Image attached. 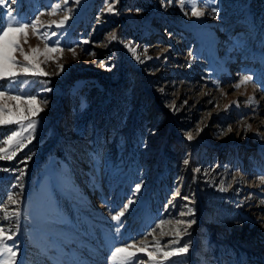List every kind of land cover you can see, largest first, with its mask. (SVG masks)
<instances>
[{
    "label": "rangeland",
    "instance_id": "rangeland-1",
    "mask_svg": "<svg viewBox=\"0 0 264 264\" xmlns=\"http://www.w3.org/2000/svg\"><path fill=\"white\" fill-rule=\"evenodd\" d=\"M112 2L0 7V30L9 8L25 22L46 13L48 37L29 30L25 53L64 49L38 57L47 75L0 80V91L35 96L43 109L31 141L25 132L16 156L0 160V208L20 213L0 211L15 264H115L116 247L175 239L156 225L177 219L195 223L170 247L189 251L162 264H264V0H195L200 17L179 0H114L115 14ZM244 75L252 82L236 89ZM20 128L0 125V141ZM134 260L153 264L144 252Z\"/></svg>",
    "mask_w": 264,
    "mask_h": 264
},
{
    "label": "snow or ice",
    "instance_id": "snow-or-ice-1",
    "mask_svg": "<svg viewBox=\"0 0 264 264\" xmlns=\"http://www.w3.org/2000/svg\"><path fill=\"white\" fill-rule=\"evenodd\" d=\"M15 2V0H14ZM75 3L79 4L80 0H74ZM171 2V0H169ZM187 3H190L189 11L195 17H200L204 15V12L199 10L195 0H179V4L181 10H184V7ZM64 3L67 4L68 0H64ZM7 4V0H0V7H4ZM61 9L60 4H56L51 12L47 13V15H55ZM106 11L109 13L115 14L114 10V0L112 3H107ZM69 14L63 16L59 22H53L57 28L64 27L66 22L71 18L70 12L71 9L68 10ZM46 13H40L35 19L31 22L21 21L20 19L13 16L11 9H7L5 12V16L7 17L5 24L2 26V30H0V80L9 79L10 82L14 81V79L18 76V73H23L24 75L31 74L33 76H44L47 73H44L41 70L40 64L38 62V57L40 55H44L47 57L51 53L63 52L64 49L58 46L50 47L47 43H45L44 50L37 48H31L29 53H25L23 47L21 46V41L23 43L28 42V33L31 30L33 36L40 37L41 35L45 38L48 37V33L41 34L39 31L40 28V16L45 15ZM52 25H48L51 27ZM51 35H56V33H52ZM111 40L117 39L115 33H113L110 37ZM83 43L87 44L88 41L85 40ZM129 48V51L133 54V56L139 61L140 57L136 55V49L126 45ZM73 55V58H76V50L68 49ZM19 52L23 57L25 63L20 64L16 58L15 54ZM145 56L148 59H151L150 56H147V50H145ZM90 55H95V53H90ZM60 70L63 71V66H60ZM251 75H244L240 78L239 82L234 85L236 89H239L242 85H247L252 82ZM254 97H249L247 103L251 105L254 103ZM40 102H38L35 96H23V95H12L6 91H0V125H11V124H20L21 128L19 131H12L11 135H8L6 139L0 141V160H12L19 148L24 146L23 143V134L28 132L29 135L26 138L29 142L32 138V132L35 130V126L37 121L33 119L36 117L43 109L39 107ZM174 107V106H173ZM23 121H28L26 125L23 124ZM31 130V131H30ZM188 139L191 140L192 136L189 134ZM187 164V161H185ZM7 171V169H2ZM195 171H199L196 169ZM264 181V178H261ZM141 188L140 184H137L135 187V191L139 192ZM220 191H227V189L223 186V182H221ZM185 199H187L185 197ZM8 202L10 204H16L17 201L13 198V196H8ZM134 201L129 200L128 204L124 205V210L120 211L116 215L112 217L114 221L117 223L120 222V218L125 214L130 204ZM0 211L4 212L3 219L8 220L12 216L16 218L19 217L20 213L18 211H14L9 213L7 207L0 208ZM192 209H188L187 212H181L180 216L185 215H193ZM195 223L194 220L183 221V220H161L160 223L156 225V228L161 229V236L171 235L174 236L175 239H172L168 242V244L162 245L160 241L155 240L153 244L150 246L147 243H141L137 245L136 243L127 244L122 247H116L114 251L111 253V260L115 262V264H136L134 258L137 253L144 252L148 256V260L152 261L153 264H162V261H167L171 257L180 256L182 254H186L189 251V244L185 243L181 247L172 248L170 245H176L180 243V237L187 233L188 228H191L192 224ZM172 225V227L165 232L163 226L164 225ZM183 226V227H181ZM155 229H153L152 233L149 235H153ZM15 233L6 232L3 227H0V264H15V258L17 256V252L13 249L12 246L7 244V241L12 240ZM149 247L154 248V251H149ZM4 253H7V259H4ZM139 264H146L144 261H140Z\"/></svg>",
    "mask_w": 264,
    "mask_h": 264
}]
</instances>
